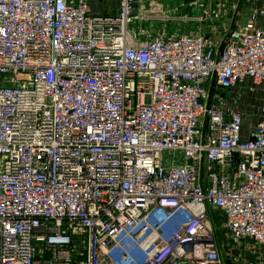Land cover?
I'll use <instances>...</instances> for the list:
<instances>
[{
	"label": "built area",
	"instance_id": "1",
	"mask_svg": "<svg viewBox=\"0 0 264 264\" xmlns=\"http://www.w3.org/2000/svg\"><path fill=\"white\" fill-rule=\"evenodd\" d=\"M149 2L0 0V264H264V0Z\"/></svg>",
	"mask_w": 264,
	"mask_h": 264
},
{
	"label": "crops",
	"instance_id": "2",
	"mask_svg": "<svg viewBox=\"0 0 264 264\" xmlns=\"http://www.w3.org/2000/svg\"><path fill=\"white\" fill-rule=\"evenodd\" d=\"M119 0H89L90 9L93 12L105 13V12H114L117 9ZM149 1L151 0H137V2L143 4L145 7H148ZM160 4L167 10L171 15H177L179 13H191L195 9L193 4L201 3H209L212 4H221L220 7V15L216 18L212 26H205L199 24H190V25H179L177 21L173 20L170 23L179 27L183 31H204L210 34H213L216 37H219L226 28L234 27L240 23H242L248 12V8L246 6L245 0L237 1V8H232L230 6L231 0H157ZM220 1V2H219ZM138 3V4H139ZM158 15V12H156ZM157 15L150 17L145 21H140L141 23H145L148 25L150 29H157L163 25ZM147 28V27H146ZM255 108V107H254ZM254 120H249L244 117L241 122V134L244 135L246 129L251 126ZM258 249L263 250L264 252V244L258 247Z\"/></svg>",
	"mask_w": 264,
	"mask_h": 264
},
{
	"label": "rangeland",
	"instance_id": "3",
	"mask_svg": "<svg viewBox=\"0 0 264 264\" xmlns=\"http://www.w3.org/2000/svg\"><path fill=\"white\" fill-rule=\"evenodd\" d=\"M127 27H128V32L129 33H131V34H135V33H138V32H142V34H145L146 32L147 33H153L154 32V30L155 29H150L149 27H148V25H145V23H141V22H137V21H135V20H132V21H130L129 23H128V25H127ZM147 27V28H146ZM155 33V32H154ZM249 95V97H252L253 95L252 94H248ZM252 95V96H251ZM242 98L244 99L245 97H244V94L242 93ZM246 105V104H245ZM244 105V106H245ZM247 107V109L249 110V108L251 109V110H254V107L252 108V106L251 107H249V106H246ZM214 220H215V226H216V231H217V233H218V236L220 235L221 236V232L219 231V225H218V220L216 219V218H214Z\"/></svg>",
	"mask_w": 264,
	"mask_h": 264
}]
</instances>
